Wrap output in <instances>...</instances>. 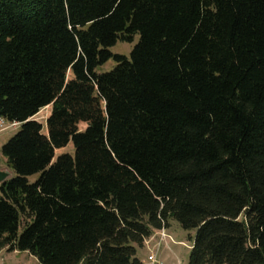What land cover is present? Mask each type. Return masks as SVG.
Segmentation results:
<instances>
[{"label": "trees", "instance_id": "trees-1", "mask_svg": "<svg viewBox=\"0 0 264 264\" xmlns=\"http://www.w3.org/2000/svg\"><path fill=\"white\" fill-rule=\"evenodd\" d=\"M0 118V252L144 264L175 220L187 264H264V0H0Z\"/></svg>", "mask_w": 264, "mask_h": 264}, {"label": "rangeland", "instance_id": "rangeland-1", "mask_svg": "<svg viewBox=\"0 0 264 264\" xmlns=\"http://www.w3.org/2000/svg\"><path fill=\"white\" fill-rule=\"evenodd\" d=\"M138 40L139 37L135 36L132 43L118 42L114 47L110 49V51L113 54L129 57L132 49L137 44ZM115 66L116 64L114 63V61H109L105 65L98 68L97 71L100 74L108 73L112 71L115 68ZM69 77L70 74H68V78ZM50 113H51V108L49 107L45 108L42 111H40V113L37 114L34 119L43 126L44 134H46V119L49 117ZM19 127L12 128L9 126V122L6 121L5 128L0 130V171L8 172L11 177L13 176V174L11 170L7 167L6 160L1 154V148L7 141H9L19 131ZM79 129L84 130L85 125L83 124L80 125ZM66 154L69 155L74 154L72 143L68 144V146L65 147L64 149L56 151L55 158ZM38 178L39 175H34L28 178V181L30 183H34ZM165 230L171 236V241H169L171 252L169 251L164 253L167 255V262L173 261V264H187L189 254L191 251V245L193 242V238L195 236V231L183 230L175 220H170L169 227ZM21 231L22 230H20L19 233H21ZM138 257L143 260V255H138ZM145 262H147V259L145 260ZM161 262L162 264L166 263L163 261ZM0 264H39V263L34 257H32L30 254L26 252H18V251L13 252L4 249L2 252H0Z\"/></svg>", "mask_w": 264, "mask_h": 264}, {"label": "built area", "instance_id": "built-area-1", "mask_svg": "<svg viewBox=\"0 0 264 264\" xmlns=\"http://www.w3.org/2000/svg\"><path fill=\"white\" fill-rule=\"evenodd\" d=\"M6 121L2 118H0V130L5 128ZM9 126L12 128H17L20 126L18 123H9ZM157 238L158 242L153 243L154 235L144 241V247L148 251L147 256V264H162L158 260V254L161 248V243L164 242L166 239H169V237L166 235L164 230H161L157 232Z\"/></svg>", "mask_w": 264, "mask_h": 264}, {"label": "crops", "instance_id": "crops-1", "mask_svg": "<svg viewBox=\"0 0 264 264\" xmlns=\"http://www.w3.org/2000/svg\"><path fill=\"white\" fill-rule=\"evenodd\" d=\"M164 231H165L166 235L169 237V239H166L164 242L161 243V248H160V251L158 254V260L160 259L161 261L166 262L164 264H173V261L167 262V255L164 254V253L169 252V251L171 252V247H170V242H169V241H171V236L167 233L166 230H164ZM155 242H158L157 232L154 233V240H153L152 244H155ZM138 255H143V260L140 258L139 259L144 264H147V262H145V260L147 259L148 251L145 247L138 251ZM160 260H159V262H161Z\"/></svg>", "mask_w": 264, "mask_h": 264}, {"label": "water", "instance_id": "water-1", "mask_svg": "<svg viewBox=\"0 0 264 264\" xmlns=\"http://www.w3.org/2000/svg\"><path fill=\"white\" fill-rule=\"evenodd\" d=\"M11 178L8 172L0 171V187Z\"/></svg>", "mask_w": 264, "mask_h": 264}]
</instances>
